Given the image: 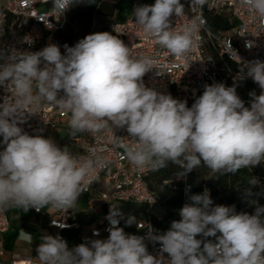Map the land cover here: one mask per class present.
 <instances>
[{
	"label": "clouds",
	"instance_id": "obj_1",
	"mask_svg": "<svg viewBox=\"0 0 264 264\" xmlns=\"http://www.w3.org/2000/svg\"><path fill=\"white\" fill-rule=\"evenodd\" d=\"M241 2L264 17V0ZM74 3L52 0L61 15ZM206 3L192 0L199 7ZM183 12L181 0H155L152 5L135 6L132 15L147 37L169 54L183 57L191 51L197 29L195 21L182 30L173 28L171 18ZM63 48L62 53L60 46L49 43L36 52L0 50V87L11 86L15 97L11 103H0V211H40L49 205L71 209L89 179L95 178V170L105 163L96 149L78 158L51 137L24 131L19 125L25 114L41 105H55L70 114V137L84 131L126 129L131 143L121 146L138 169L160 171L171 162L182 178L201 165L214 174L228 175L264 161V61L246 64V77L261 89L259 95L249 93L250 106L237 94L235 83L230 87L213 83L205 85L203 94L188 107L187 101L147 87L143 77L153 61L133 57L116 35L96 32ZM248 183L256 186L259 180L251 177ZM253 195L251 188L244 192L255 205L252 214L238 213L234 205H214L207 188L188 195L179 220L163 233H148L160 245L158 256L148 252L144 237L118 226L122 214L118 206H111L106 239L85 237L69 247L59 234H43L37 258L39 264H264V206ZM135 221L129 215L126 224ZM52 224L66 227L53 220ZM20 239L32 243L34 237L21 229Z\"/></svg>",
	"mask_w": 264,
	"mask_h": 264
},
{
	"label": "built area",
	"instance_id": "obj_2",
	"mask_svg": "<svg viewBox=\"0 0 264 264\" xmlns=\"http://www.w3.org/2000/svg\"><path fill=\"white\" fill-rule=\"evenodd\" d=\"M181 3L184 12L180 17L171 18L173 28L182 30L192 21L197 24L193 47L183 57L169 54L154 39L147 37L134 18L124 22L108 20L92 33L107 31L118 36L130 48L133 57L151 58L153 66L143 77L145 85L187 101L188 107L203 93L205 85L224 83L227 86V78L219 71L212 48L218 49L235 64L232 83L245 80L256 84L250 77H246V64L253 60L264 61V17L251 11L241 0H207L203 7L193 5L192 0H181ZM210 16L227 18L233 26L227 32L213 31L209 28ZM69 34L74 35L72 42L68 41ZM85 36H80L72 20V6L61 15L60 11L53 9L52 0H0V50L36 52L49 43H55L63 53L64 44L74 46ZM239 75L246 78L239 79ZM14 99L11 86L0 87V103H11ZM25 115V122L19 126L30 135L51 137L58 146H67L78 158L87 156L92 149H96L105 160L95 170V178L89 179L79 197H87L88 210L98 212L94 225H86L78 219L75 210L77 202L71 209H55L50 205L47 206V211H36L33 208L36 216L46 215V222L44 224L42 220L36 219L31 225L45 234H59L72 247L84 242L85 237L107 238L109 233L106 229L110 224L106 217L111 206L121 209L132 204L141 210L143 218L132 225H127L120 218L118 226L126 233L144 237L148 252L158 256L160 245L153 243L148 238V233L164 232L161 228L166 221L162 209L164 198L161 192L152 190L149 185L148 179L153 171L148 168L138 169L126 159L121 146L123 143H131L126 129L114 128L113 131L105 130L99 134L84 131L70 137V114L59 110L55 105H41ZM41 129L42 133L38 131ZM119 138L124 139L121 141ZM0 150H3L2 146ZM101 180L103 185L99 184ZM172 182L168 181L166 185ZM183 186L186 191L189 186L187 175ZM185 203L186 201L183 205ZM7 210L0 211V264H39L36 248L34 255L15 254L8 263L1 260L5 253L4 235L11 231ZM52 220L66 227L53 225ZM94 231L99 232L98 237L93 236ZM66 234H74V237ZM164 256L167 258L166 253Z\"/></svg>",
	"mask_w": 264,
	"mask_h": 264
},
{
	"label": "trees",
	"instance_id": "obj_3",
	"mask_svg": "<svg viewBox=\"0 0 264 264\" xmlns=\"http://www.w3.org/2000/svg\"><path fill=\"white\" fill-rule=\"evenodd\" d=\"M155 3V0H75V3L72 5V16L76 18L81 24L85 26V35L98 29V23L94 19L105 18V20H113L115 22H124L130 18H134L132 15V10L135 6L138 5H152ZM233 24L229 19L217 16L209 17V28L213 31H224L227 32L232 28ZM74 39L73 34H69L68 41L72 42ZM212 55L215 58L216 65L223 76L227 78V86H233L232 77L236 70L235 64L230 61L225 55H223L218 49L212 48ZM237 94L245 102V106H250L251 97L249 93L255 91L257 95L260 94L261 89L258 85L250 83L245 80H240L236 83ZM203 94V93H202ZM200 94V95H202ZM199 95V96H200ZM198 96V97H199ZM193 102H191L190 107ZM200 168H204L201 165ZM180 171L178 166L169 162L168 167L161 169L160 171L153 172L149 179V185L152 190L159 191L163 195L164 201L162 202V209L166 215V221L161 226L162 231H167L170 227V224L173 220H178L179 218V209L182 208L183 203L189 202L188 195L191 194H200L204 189L211 191L213 195L217 194V189L214 185H209L207 187L199 186L194 179H189L188 176V185L190 186V193L186 195V191L183 186V181H175L178 176L177 172ZM247 169H240L235 174H230L234 179L239 178L241 174H245ZM251 175L247 178L249 180ZM261 179H263L261 175ZM237 180V179H236ZM173 181L166 185V182ZM226 191L227 188L225 183L221 186ZM264 186L261 191L262 202L264 203ZM78 200L87 202L88 198H78ZM121 220L126 222L129 215H134L136 220H141L143 215L140 209H137L132 204H127L120 209ZM71 238L74 237V234H66Z\"/></svg>",
	"mask_w": 264,
	"mask_h": 264
},
{
	"label": "rangeland",
	"instance_id": "obj_4",
	"mask_svg": "<svg viewBox=\"0 0 264 264\" xmlns=\"http://www.w3.org/2000/svg\"><path fill=\"white\" fill-rule=\"evenodd\" d=\"M74 24L79 30L80 36L85 35V26L81 24L76 18L72 16ZM98 23V27L103 25L106 21L105 18L94 19ZM63 132V131H62ZM247 172L241 174L239 178L234 179L230 174L228 175H219L212 173L207 167L194 169L192 172L188 173L187 176L189 179H194L199 186L207 187L209 185H214L217 189V194L213 195L210 191V196L214 202V205H225V206H235V210L239 212H247L252 214L255 210V205H252L244 196L246 189L251 188L254 193L252 199L257 200L258 203L264 206L261 197V191L264 186V180L261 179V175L264 179V161L259 165L251 168H246ZM256 177L259 180V184L252 186L248 183V177ZM185 177H179L175 181H183ZM225 183L226 191L221 187ZM100 185H103V180L99 182ZM53 213V211H51ZM131 216H134L133 214ZM6 235H4L5 237ZM106 239V238H103ZM14 252H23L24 255H29V251H25L19 247L15 248L13 251L7 252V256L13 254Z\"/></svg>",
	"mask_w": 264,
	"mask_h": 264
},
{
	"label": "crops",
	"instance_id": "obj_5",
	"mask_svg": "<svg viewBox=\"0 0 264 264\" xmlns=\"http://www.w3.org/2000/svg\"><path fill=\"white\" fill-rule=\"evenodd\" d=\"M88 203H89V199L87 202L77 200V203L75 205V210L77 211V217L79 220H81L86 225L92 226L96 223L98 212L89 211ZM47 210H48L47 206L43 208V211H47ZM7 212L11 224V231L4 237L5 253L4 256L1 257V260L6 263H8L15 254L24 255L23 252H14L13 254L7 256V252L13 251L17 247L23 249L24 252L29 251L30 252L29 255H34L35 248L40 243L39 237L45 234V232L37 229L35 226H32L31 222L36 219L42 220L44 224L46 222V215L44 214V215L36 216L34 214L33 209H29L27 212H25L23 209L9 208ZM21 229L33 235L34 239L32 243H28L20 239Z\"/></svg>",
	"mask_w": 264,
	"mask_h": 264
}]
</instances>
